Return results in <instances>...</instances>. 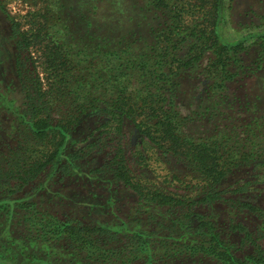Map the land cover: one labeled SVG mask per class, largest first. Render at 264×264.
<instances>
[{"label": "trees", "instance_id": "obj_1", "mask_svg": "<svg viewBox=\"0 0 264 264\" xmlns=\"http://www.w3.org/2000/svg\"><path fill=\"white\" fill-rule=\"evenodd\" d=\"M180 1L60 4L67 24L53 47H43L46 86L24 56L31 41L23 36V102L2 93L0 264H264V114L250 89L232 86L241 75L264 84V37L250 63V47L218 32L225 0H212L210 31L183 17L202 5ZM134 82L141 87L132 90ZM87 115L98 118V135L69 157L110 148L90 171L123 182L152 205L119 247L117 231L62 219L29 198ZM127 124L141 137L135 149ZM151 158L166 165L161 176L170 185L153 184L155 170L145 177L133 167ZM30 185L29 196H17Z\"/></svg>", "mask_w": 264, "mask_h": 264}, {"label": "rangeland", "instance_id": "obj_2", "mask_svg": "<svg viewBox=\"0 0 264 264\" xmlns=\"http://www.w3.org/2000/svg\"><path fill=\"white\" fill-rule=\"evenodd\" d=\"M82 1L84 0H74L73 2L70 0H0V117L2 119L7 114V111L1 106L2 93H5L8 99H14L15 104L21 105L23 102V93L20 92L22 83L19 82L17 65L19 42L23 40V36L26 34L31 41L28 49L24 51V56L30 57V63L37 67L44 86H46L47 69L44 64L46 48L43 47L45 45L53 47L52 40L57 39L58 29L62 24H67L64 10L58 7L61 4L65 8ZM94 1L95 5L100 2V0ZM184 3L202 5L200 10H196V8L185 10L183 17L187 23L197 24L198 27H204L210 31V25L214 20L212 0H181V5H179L182 6ZM224 5L218 29L222 36L221 39L230 44H240L241 42L245 47H250L245 59L251 63L257 57L256 43H259L264 37V0H225ZM125 19L129 20L130 18L125 16ZM136 22V20L131 21L130 28L135 29ZM34 61L36 62L33 63ZM260 73L264 74V67ZM243 77L241 75V81L232 84V86H239L235 89L238 88L240 92L250 89L253 96L259 98L256 103L264 114V84H259L256 78ZM242 84H246L245 87H241ZM131 86L132 90L141 87L137 82ZM97 119L95 116L87 115L80 120L76 130L71 133L62 146L54 165L42 172L37 179L34 185L38 190L34 196L29 198L42 204L43 207L62 219L71 217L85 223L109 227L113 232L117 231L115 242L117 246H121L122 242L128 240L132 229L138 228L137 218L141 217L145 221L146 213L152 205H149L148 201L131 187L125 186L123 182L105 181L103 176H94V173L90 171L95 162L102 163L106 157L113 153V151H109L110 148L96 147L92 151H86L85 156L80 155L81 159L77 158L78 160L76 159L75 162L69 157L71 153L75 152L76 147L86 145L98 135L96 128L99 121ZM189 126L195 127L192 124ZM195 128L198 130V127ZM125 129L127 144L129 142L135 149V146L141 142L140 134L130 124H127ZM92 131H94V135L88 140L82 141L83 138L91 136ZM128 152L135 153L134 151ZM77 163L80 165L78 168H76ZM68 167L69 172L65 173L66 170L68 171ZM133 167L138 170L143 169L142 171L147 174L145 177H151L150 172L155 170V173L160 177H152V183L161 187L170 185L171 181L161 176V173L167 172L166 165L162 162L156 164L155 160L151 158L150 164L146 163L141 166L135 163ZM175 171H179V169ZM31 188V185L24 188L17 196H29ZM252 197H255V193ZM158 214L162 213L158 212ZM219 214H222L221 211ZM143 227L145 228V226Z\"/></svg>", "mask_w": 264, "mask_h": 264}]
</instances>
